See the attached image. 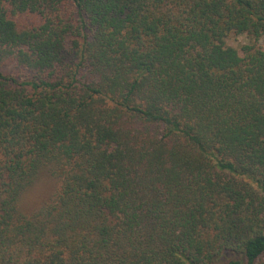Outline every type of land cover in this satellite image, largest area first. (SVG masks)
<instances>
[{
    "label": "trees",
    "instance_id": "16d2710c",
    "mask_svg": "<svg viewBox=\"0 0 264 264\" xmlns=\"http://www.w3.org/2000/svg\"><path fill=\"white\" fill-rule=\"evenodd\" d=\"M0 264H264V0H0Z\"/></svg>",
    "mask_w": 264,
    "mask_h": 264
},
{
    "label": "rangeland",
    "instance_id": "374dc122",
    "mask_svg": "<svg viewBox=\"0 0 264 264\" xmlns=\"http://www.w3.org/2000/svg\"><path fill=\"white\" fill-rule=\"evenodd\" d=\"M233 44H245L248 42L244 37L237 38ZM60 189L59 179L54 176L49 168L41 171L34 185L24 194L21 200V209L30 213L47 203Z\"/></svg>",
    "mask_w": 264,
    "mask_h": 264
}]
</instances>
